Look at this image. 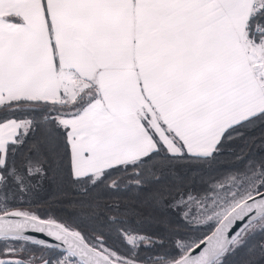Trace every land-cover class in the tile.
Listing matches in <instances>:
<instances>
[{
  "label": "snow or ice",
  "instance_id": "snow-or-ice-1",
  "mask_svg": "<svg viewBox=\"0 0 264 264\" xmlns=\"http://www.w3.org/2000/svg\"><path fill=\"white\" fill-rule=\"evenodd\" d=\"M0 264H264V0H0Z\"/></svg>",
  "mask_w": 264,
  "mask_h": 264
}]
</instances>
